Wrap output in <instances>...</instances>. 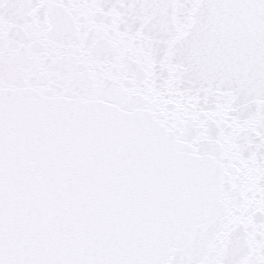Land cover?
Segmentation results:
<instances>
[{"label": "snow or ice", "instance_id": "1", "mask_svg": "<svg viewBox=\"0 0 264 264\" xmlns=\"http://www.w3.org/2000/svg\"><path fill=\"white\" fill-rule=\"evenodd\" d=\"M0 264H264V0H0Z\"/></svg>", "mask_w": 264, "mask_h": 264}]
</instances>
